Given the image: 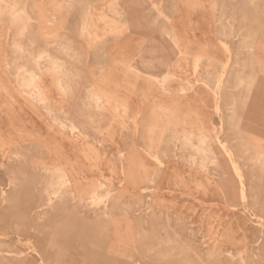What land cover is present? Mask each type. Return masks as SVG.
Listing matches in <instances>:
<instances>
[{
	"label": "rangeland",
	"instance_id": "rangeland-1",
	"mask_svg": "<svg viewBox=\"0 0 264 264\" xmlns=\"http://www.w3.org/2000/svg\"><path fill=\"white\" fill-rule=\"evenodd\" d=\"M12 9H15V14L19 10V15L28 12L31 21L27 18H18V14L12 17ZM87 10L90 11V14ZM159 10L161 11L160 15ZM0 15V22H2L0 24V39H6L8 47L12 49V58H10L9 63L7 61L5 64L6 76H10L9 80L0 84V198L2 197L0 199V216L7 217V219L5 217L0 218L3 221H0V255L4 253L8 259L13 258L10 260L4 258L5 261L1 259L0 264H46L47 261V264H52V262H54L53 264H87L89 261H91L89 264H99L100 262L101 264H107L109 262L108 258L111 256H118L123 262L126 261L124 262L126 264H264V161L262 162V159L264 160V0H0ZM41 19H44L43 26L38 25ZM74 20L76 24H73ZM85 20H87L86 23H84ZM114 22L121 29L118 33H112L109 30ZM81 23L84 26L81 27ZM85 27L89 28L92 33H95L94 31L96 33L90 34L91 36L87 35L84 32ZM171 27H173V30ZM170 32L176 34L173 35ZM178 35L182 38V45L179 48L171 39V37ZM59 40H65L61 43L68 42L71 46L74 42L78 44L81 41V49L84 50L87 61L91 58L90 63L85 62L84 65H88L91 72L94 69L92 76L95 77L96 75V81L98 82L101 79L99 70L107 67L108 76L114 75L115 77H111L112 83L114 85L116 82L120 83L123 75V65L120 62L125 59H132L134 66L139 69L138 71L141 74V77L134 81V88L121 89L119 86L113 87L111 83L109 84V81V85H106L109 86L108 88L113 87L120 94L125 95L127 99L131 97L130 99L134 104L143 100L138 92L144 88L147 89L149 85L153 94L144 98L148 106L153 100L162 104L175 100V105L181 107V109H192L194 114L191 118L196 121V125L203 127L201 131L198 130L200 133L195 130L196 133L193 137L195 146H184L180 140L175 138L172 131L162 134L158 145V154L164 160H162L163 164L161 163V165L157 162V159H152L150 155L145 154V161L149 169L159 173L158 181L156 185H153L154 188L151 186L152 183L145 184L144 191H139L141 192V198H137L138 200L134 197L131 198V196L117 199L111 194L113 198L110 197L111 199L109 198L106 201L108 203L107 216L100 209L98 212L103 214L98 215L96 208L90 203L85 202L86 206L84 202L80 204L70 194H67L63 199L60 196L50 195L49 187L55 180L52 177L51 170L55 167V164H41V166L40 164H32L30 162L33 160V158L31 159L32 156L30 157L31 154L38 157V159L42 156L39 151L32 150L30 141H24V143L17 145L13 144L15 148L12 145L14 142H12V137L14 138V133L12 134V113H15V110L27 111V113L34 112L37 113L35 115L37 117L40 111L44 112L45 110H43V104H36L28 94L22 91L26 86L22 78L27 76L28 72H33L30 68L35 64V58L32 54L35 51L34 48L42 45L45 50L42 56L51 54L65 61L74 59L72 54L69 55L72 50L63 49ZM69 44L66 43L67 46ZM80 44L76 47H79ZM197 57H200L203 61L199 62V59L195 61L194 59ZM112 69L115 73L109 71ZM45 70L46 68L39 67L37 72L40 71L48 77V81H45V86L49 87H46L49 90L48 95L53 96L52 98L64 97L61 92L58 93L55 81H53V72L51 70L45 72ZM147 74L155 75L157 78H150L146 81ZM167 74H170L169 79L162 82L163 76ZM194 75L195 77H192ZM89 79L87 78L89 82L86 81V84L93 85L94 82H91L93 80L90 81ZM219 80L220 84H218ZM217 87L221 90L219 91ZM213 90H216V93ZM84 91L85 88L83 87L76 90L75 96ZM16 95L25 98L24 101L27 100L28 104H12ZM147 105L146 107H148ZM64 106L66 107V105ZM53 107L54 110L60 111L63 105L54 104ZM146 107L145 112H143L147 118L149 107ZM68 113L72 115V111L69 110L58 113V115L62 118L67 116ZM49 117V131L57 132L61 129L60 126L54 122L53 118L51 119L50 114ZM126 117L125 125L132 122V113H129V117L127 115ZM79 119L82 120V118ZM90 128L87 129L90 133L87 141L97 146L103 156L102 161L98 166H95L82 157L80 160L86 164L74 165L76 168H79V165H83L84 169L86 168V170H83L84 181L91 180L92 184H95V181L100 180L96 182L99 184L97 188L98 196L102 193L101 197L104 198L106 196L104 194L109 189L108 186L113 190V193L116 192L115 189L121 185L122 177H130L128 180L126 179L128 182L137 181V178L140 179L136 175L139 169L138 164L125 166L127 177L121 175L120 164L102 163L106 159H111L112 154L117 151L122 134L123 136L126 134L124 137L129 140V143L136 141L137 147L143 148L144 142L142 140H144V136L140 139L141 129L135 131L133 126H119L116 127L114 138L110 139L105 128L98 129L95 125ZM25 132L28 131L25 130ZM134 132L138 136H132ZM166 134L167 137H165ZM199 134H203L202 138L206 137L207 140L198 139L201 136ZM221 143L227 144L233 150L235 160L240 164L245 174V183L249 191L246 202L247 208L240 203L238 177L233 173L230 160L226 161L223 152H220ZM217 144H220L221 147ZM199 146L200 151L195 148ZM15 149H20V153L27 158H16L13 155ZM73 152H70L71 157ZM259 155L261 159L258 158ZM46 158L47 155L44 159ZM255 163H260L259 165L263 163V167ZM73 172L76 174V170ZM129 172H133L134 176H131ZM140 172L143 174L142 170ZM12 173L18 176L13 177ZM176 173L181 175V181H175V184L173 175ZM26 174L27 178L25 179L24 175ZM22 179L23 181H21ZM101 181L105 185H102ZM44 182L47 183L45 187ZM33 184H36V186ZM233 187H235V190H233ZM46 189L49 190L48 193L45 191ZM156 189H159V195L162 197L158 202L156 200L154 202L152 199V193ZM1 192H5V194H1ZM9 193L11 194L8 197ZM26 196H30V198ZM31 196H34V198ZM73 201L74 205H72ZM127 201L130 205L126 203ZM155 203H158L156 205L158 208L155 207ZM253 203L254 206L252 207ZM40 204H43L42 209ZM164 205L167 208L169 207V214L165 215L167 210L162 211ZM31 206L39 210L36 211ZM59 206L64 208L61 209ZM76 206H78L77 209H75ZM160 206L161 208H159ZM151 207L152 209H150ZM248 208L250 209L248 210ZM8 210L9 212L13 210L10 213L11 216L8 215ZM70 211L73 213H70ZM69 213L71 216H69ZM209 214L212 217H207ZM111 215L113 217L115 215L117 218L114 219ZM158 216L161 217L158 218ZM74 217H76V222ZM45 218H47V221ZM122 218L126 220H122ZM66 219L67 222H65ZM108 219L111 221H108ZM31 220L33 221L31 222ZM48 221L50 223H47ZM59 221H61L60 225L58 224ZM114 221L118 226L115 225L117 228L113 225ZM211 225L213 231L218 229L217 232H214L218 234V239L222 240L223 237L225 239V241H222L223 246L221 248L223 249H220L217 254H210L211 251L208 249L209 245L213 243V240L208 238ZM16 226L17 228L20 226L18 229L22 233H18ZM38 228L41 230L39 231ZM25 229L27 230L25 231ZM59 229L62 233L59 232ZM124 230L130 235L124 234ZM137 230L139 231L137 232ZM50 232L53 234L56 232L58 235L56 233L54 235L49 234ZM115 233H118L121 237L116 236L118 234ZM137 235L140 238L139 241ZM63 236L64 240L66 239L65 241L61 238ZM56 240L57 242H55ZM35 242L37 244H34ZM77 243L78 247H76ZM112 243L113 245L121 244L128 252L133 253V256L111 254L110 250L112 249L110 246H112ZM49 244L57 245H52L55 248L52 250L53 247ZM59 244L61 246H58ZM69 246L76 248L72 250ZM41 247L45 248L42 249ZM57 247L65 248V251L62 249L60 251L68 256L60 254L59 248L56 249ZM76 249H78V252ZM230 250L235 251V253L242 251H245V253L244 256L236 254L237 256L231 257ZM49 255L51 256L48 258ZM80 255L82 259L87 257L88 261L81 260ZM43 257L44 259H42ZM67 257H69V260ZM56 259L57 261H55ZM77 259L80 260L77 262ZM72 260L74 261L72 262Z\"/></svg>",
	"mask_w": 264,
	"mask_h": 264
},
{
	"label": "bare ground",
	"instance_id": "bare-ground-1",
	"mask_svg": "<svg viewBox=\"0 0 264 264\" xmlns=\"http://www.w3.org/2000/svg\"><path fill=\"white\" fill-rule=\"evenodd\" d=\"M67 1V0H66ZM71 1V0H70ZM4 2V1H3ZM17 2V1H16ZM60 2H62V1H60ZM63 3V2H62ZM65 4H66V2H65ZM68 4V3H67ZM153 4V3H152ZM13 5V4H12ZM154 5H156V4H154ZM89 7H91L90 5H89ZM154 7V6H153ZM157 7V6H156ZM173 7V6H172ZM7 9V8H6ZM156 9V8H155ZM18 11V13H19V10H17ZM22 11H23V9H22ZM21 11V12H22ZM90 11H91V9H90ZM90 11L89 10H87V12H88V14H90ZM160 11V10H159ZM24 12V11H23ZM86 12V13H87ZM12 17H15L17 14H15L16 13V11H15V9L13 10L12 9ZM55 13V12H54ZM163 13V12H162ZM161 14V11H160V13H159V15ZM176 14V13H175ZM25 15H27V16H25ZM1 16V15H0ZM76 16H77V14H76ZM87 16H89V15H87ZM201 16V15H200ZM31 16L28 14V12H24V13H22V14H18V18H27L29 21H31V18H30ZM106 17V16H105ZM104 17V18H105ZM78 18V17H77ZM169 18V17H168ZM16 19V18H15ZM89 19V18H88ZM149 19V18H148ZM170 19V18H169ZM167 20V19H166ZM34 21V20H33ZM55 21H56V17H55ZM86 21L87 20H85L84 21V23H86ZM169 21V20H168ZM171 21V20H170ZM25 22H28V21H25ZM24 22V23H25ZM82 22V21H81ZM2 22H0V24H1ZM4 23V22H3ZM23 23V24H24ZM13 24V23H12ZM26 24H28V23H26ZM50 24V23H49ZM173 24V23H172ZM5 25V24H4ZM82 25L84 26V24L83 23H81V27H82ZM87 25V24H86ZM85 25V26H86ZM174 25V24H173ZM12 28V27H11ZM25 28V27H24ZM23 28V29H24ZM79 28V27H78ZM173 27H171V29H172ZM10 29V28H9ZM81 29V28H80ZM112 33H118L119 31H121V29L116 25V23L114 22L113 23V25H112V28H110L109 29ZM173 30V29H172ZM172 30H170V31H172ZM176 30V29H175ZM23 31V30H22ZM21 31V32H22ZM66 31V30H65ZM83 31V30H82ZM169 31V30H168ZM26 32V31H25ZM81 32V31H80ZM84 32H86L87 33V35L89 34V36H91L90 34H95L96 33V31H94L95 33H92L90 30H89V28L87 29V27H85V29H84ZM176 32H177V30H176ZM170 33H173V35L174 34H176V33H174V32H170ZM68 34V33H67ZM74 34V33H73ZM80 34V33H79ZM4 35V34H3ZM102 35H104V34H102ZM114 35H116V34H114ZM9 36V35H8ZM96 36V35H95ZM98 36V35H97ZM170 37V36H169ZM69 38V37H68ZM79 38V37H78ZM105 39V38H104ZM171 39H172V41H173V43L176 45V47L177 48H179L182 44H181V39L182 38H180V35H178V36H174V37H171ZM75 40V39H74ZM60 42L59 43H61V41L62 42H64L65 40H59ZM66 41H67V39H66ZM69 42H71V41H69ZM67 44H69L68 42H66ZM66 43H61L60 44V46H62V48L64 49H67L68 48V50L70 49V51L72 50V53L73 52H75V46L77 45L78 46V44H76L74 47L75 48H73V46H71L70 44L67 46L66 45ZM205 43V42H204ZM55 44V43H54ZM72 44V43H71ZM73 44H75V43H73ZM56 45V44H55ZM222 45H223V43H222ZM71 46V47H70ZM227 47V46H226ZM137 48V47H136ZM229 48V47H228ZM78 49V48H77ZM89 50V49H88ZM100 50V49H99ZM226 50H227V48H226ZM69 51V52H70ZM77 51V50H76ZM227 51H229V49L227 50ZM67 52V51H66ZM89 52H91L90 50H89ZM142 52V51H141ZM180 52V51H179ZM23 53V52H22ZM71 52L69 53V55L70 54H72ZM93 53V52H92ZM77 54V53H76ZM100 54H102V53H100ZM40 55V54H39ZM38 55V56H39ZM74 55V54H73ZM91 55V54H90ZM138 55V54H137ZM181 55V54H180ZM186 55V54H185ZM261 55V54H260ZM47 57H45L46 59H47V66H46V68H47V70L49 71V70H51L52 72H53V74H54V80H55V86H56V88H57V90H58V93H62L63 94V96L66 98V100H70V98H73V96L75 95V91L76 90H78L77 89V82H79V80L78 81H76L77 80V75L73 72V69H72V67H71V65H69V64H67V63H65L64 61H62V60H60V59H58V58H55V57H52V56H50V54H47L46 55ZM71 56V55H70ZM76 56V55H75ZM101 56V55H100ZM139 56V55H138ZM91 57V56H90ZM89 57V58H90ZM40 58H44V56H42V55H40ZM97 58V57H96ZM37 59H39V58H37ZM35 60V61H38V60ZM94 59H95V57H94ZM102 59V58H101ZM100 59V60H101ZM198 59H199V62L201 61H203V60H201L200 59V57H197L196 59H194L195 61H198ZM7 60V59H6ZM45 60V59H44ZM89 61V63H90V60H91V58L90 59H88ZM126 60V61H125ZM125 60H123V61H121L120 63L123 65L122 67H123V75H122V80H121V82L119 83V82H116V84L114 85L112 82H113V80L111 79V77L112 78H115L114 77V75H112V76H108V74H107V72L105 73V72H103L102 74H101V79H100V82H97L96 83V85H98V86H96V85H94V86H91V87H86L85 88V91L82 93L81 92V94L79 95V98H78V102H81V104H79L78 106H75V108L71 105V106H63V107H61L60 108V111H56V110H54V107H53V105H51L50 104V100H49V96H48V90L45 88V87H43L40 83H39V75L37 74V73H35V72H28L27 73V76H24V78H22V80H23V83L26 85V86H24V90H22L24 93H26V94H28V96L29 97H31L33 100H35V101H39V102H41V103H43L44 105L42 106L44 109H45V111H46V113L48 114H50L52 117H51V119L53 118V120H54V122H56V123H58V125L60 126V128L61 129H59L57 132H53V133H51V134H49L48 136H36V135H34L33 133H25L23 130L21 131V128H17L18 130H19V134H18V139H17V141L16 142H13L12 143V145L13 144H15V145H17L18 143L20 144V143H22V142H24V141H30V143H31V145H32V150L33 151H36V152H38L39 151V153L41 154V156L42 157H40V159H38V157H36V156H33V154H31L30 155V157H31V159L33 158V160H31L30 162L32 163V164H40V166H41V164H55V167H53L52 168V172H51V174H52V177H53V179L55 178V180H54V182H52L51 183V186L48 184V186H50L49 188H50V191H51V194L50 195H52L53 194V196H55L56 195V197L57 196H60L62 199L63 198H65L66 197V195L67 194H70L71 196H73V199H76V200H78V202L80 203V204H83V202H84V205L86 206V204H85V202H87V203H90L93 207H95L96 208V210H97V212H98V210L100 209L101 211L103 210V213H105V215L107 216V213H106V210H107V205H108V203L106 202V201H108L109 200V198L110 197H112L113 198V196L114 197H117V199H119V198H125V196H131V198L132 197H134V198H141V192H139L140 190H143L144 191V189H145V184L147 185L148 183L150 184V183H152V187L154 188V186L153 185H156V183H157V181H158V178H159V173L157 172V171H155V170H153L152 169V171L149 169V167L147 166V163H146V156H145V154L146 155H150V157H152V159L153 158H155V159H157V162L158 163H162V160L163 159H161L160 158V156H159V154H158V145H159V142H160V139H161V136H162V134H164V133H166L167 131H172V133H173V135L175 136V138L176 139H178V140H180L181 141V143L184 145V146H187V145H194V143L195 142H193V137L195 136V133H196V131L195 130H197V132H198V130H202L203 129V127H200V126H198V125H196V121H194L191 117H193V110L192 109H189V110H183V108L181 109V107H179V106H176L175 105V100H171V101H169V102H165L164 104H162V103H160V102H157L156 100H153V101H151L150 103V105L148 106L147 104V102L145 101V99L144 98H146V97H148V96H152V88L151 87H149V85L147 86V89L146 88H144L143 90H141V91H139L138 92V94L140 93L141 94V97L143 98V100L142 101H139V102H137V103H134L133 104V102H132V100L130 99L131 97H129L128 99L125 97V95H123V94H120L116 89H114L113 87H120L121 89H123V88H130V87H133L134 88V86H135V83H134V81L136 80V79H138L139 77H141V74L139 73V69H137L134 65V63L132 62V59L130 60V59H125ZM94 61V60H93ZM134 61V60H133ZM96 62V61H95ZM5 63V62H4ZM36 63V62H35ZM194 63V62H193ZM210 63V62H209ZM226 65V64H225ZM37 66H39V63H37ZM102 66H104V65H102ZM227 66H229V65H227ZM125 67V68H124ZM167 67H169V66H167ZM196 67V66H195ZM199 67V66H198ZM107 68V67H106ZM200 68V67H199ZM225 68V67H224ZM26 69V68H25ZM45 69V68H44ZM94 70V69H93ZM93 70H92V72H93ZM96 70V69H95ZM148 70V69H147ZM40 71H41V69H40ZM39 71V72H40ZM43 71V70H42ZM50 71V72H51ZM103 71V70H102ZM101 71V72H102ZM131 72H132V74H131ZM112 73H115V71L112 69ZM41 74V73H40ZM96 74H97V72H96ZM144 74V73H143ZM197 74V73H196ZM19 76V75H18ZM13 77V76H12ZM95 77H96V75H95ZM169 77H170V74H167V75H164L163 76V78H162V82H164V81H166L167 79H169ZM171 77H173V76H171ZM192 77H195V75L194 76H192ZM223 77V76H222ZM150 78H157L155 75H152V74H147V77H145V80L147 81V80H149ZM160 78V79H161ZM159 79V78H158ZM222 79V78H221ZM108 81H109V84L111 83L112 85H113V87H111V88H108V87H106V86H104V87H101L100 85L102 84V85H109L108 84ZM222 81V80H221ZM159 82H161V80H159ZM203 82V81H202ZM166 83V82H165ZM165 83H163L164 85H165ZM218 84H220V80H219V82H218ZM79 85V84H78ZM19 86V85H18ZM123 86V87H122ZM163 86V85H162ZM207 86V85H206ZM218 86V85H217ZM222 87V86H221ZM23 88V87H22ZM184 88V87H183ZM20 89H21V87H20ZM217 89H219L218 87H217ZM216 89V90H217ZM130 90V89H129ZM181 90H183V89H181ZM216 90H213V91H215V93H216ZM221 89H219V91H220ZM83 91V90H82ZM131 92V91H130ZM132 92H134V91H132ZM135 93H136V90H135ZM179 93H181V91H179ZM187 93V92H186ZM214 93V94H215ZM218 94V93H217ZM216 94V95H217ZM220 97V96H219ZM218 100V99H217ZM41 103H39V104H41ZM218 104V103H217ZM146 105L149 107V110H148V116H147V118H146V114L144 115V112H145V107H146ZM219 105V104H218ZM148 107H146V108H148ZM74 108V109H73ZM70 109H73L74 111H75V115L74 116H72V115H70L69 113L67 114V116H64V117H62V118H60L61 116H59L58 115V113H64V112H67L68 110L69 111H71ZM218 109V108H217ZM233 110V109H232ZM144 111V112H143ZM217 111V110H216ZM196 112V111H195ZM129 113H132V122H128L126 125H125V123H126V115L129 117ZM76 118H78V120H76ZM79 118H82V120H80ZM1 119V118H0ZM190 119H192V120H190ZM221 121H222V119H221ZM1 123V122H0ZM15 124V125H14ZM17 123L15 122H12V128H15L16 129V125ZM94 125H95V127L96 128H98V129H103V128H105L106 129V131H108L107 133H108V135L110 136V139H113L114 138V136L116 135V127L118 128L119 126H124V127H126V126H133L134 127V130L136 131V130H138V129H141V132H140V139H142L141 137H143L144 136V140H142V142H144L143 143V148H138L137 147V144H136V141H134V142H132V143H129V140L126 138V137H124L123 136V134L121 135V138H120V140H119V142H118V146H117V151H115L113 154H112V158L110 159H106V161L104 162V163H102V164H120V173H121V175H125L126 174V169H125V166L126 165H129V164H138V173L136 174V175H138L139 176V178L140 179H138L137 178V181H132V179H131V181L132 182H128L127 180L130 178H126V177H122V180H121V185L119 186V188H117V189H115L116 190V192H112L113 190L110 188V186H108L109 187V189L106 191V194H104V195H106L104 198H102L101 197V195H102V193H100V195L98 196V193H97V188H98V186H99V184H97L96 182H98V181H100V180H98V181H95V184H92V181L91 180H87V182L86 181H84L85 180V178H84V172H83V170H86V168L84 169V167H83V165H79V168H76L75 167V165L74 164H86V163H84V162H82L81 160H80V158H84V159H86V160H88L89 161V163L90 164H93V165H95V166H98L99 164H100V162L102 161V158H103V156H102V154H101V152L99 151V149H97V146L94 144V143H90V142H88L87 140L89 139V137H90V133H89V131H87V129H88V127L90 128V127H94ZM104 125V126H103ZM5 126V125H4ZM15 126V127H14ZM194 126H197V127H194ZM91 129V128H90ZM222 129V128H221ZM53 130V129H52ZM250 130V129H249ZM54 131V130H53ZM129 131V130H128ZM97 133V132H96ZM129 133H131L130 131H129ZM128 133V135H130ZM198 133H200V132H198ZM94 135V134H93ZM127 135V136H128ZM142 135V136H141ZM199 135H201V136H199V138L198 139H200L201 140V138L203 137V134H199ZM100 136V135H99ZM132 136H138V134L136 133V132H134V134H132ZM206 136H207V134H206ZM87 137H88V139H87ZM165 137H167V134L165 135ZM95 138V137H94ZM99 138V137H98ZM206 138V137H205ZM205 138H202V140L204 139V141L205 140H207V138L205 139ZM91 139V138H90ZM166 139V138H165ZM218 139V138H217ZM95 140V139H94ZM178 140H176V141H178ZM96 141V140H95ZM195 141H197V140H195ZM203 141V142H204ZM98 142H99V140H98ZM97 142V143H98ZM169 142V141H168ZM198 142V141H197ZM196 142V143H197ZM100 144H101V142H99ZM217 143H218V141H217ZM219 143H220V141H219ZM203 144V143H202ZM222 144V147H221V145H220V147H221V149H220V152H223V155H224V157L227 159L226 161H228V160H230V163H231V167H232V170H233V173H235L237 176L236 177H238V184H239V194H240V203L242 204V206H244L245 208H247V204H246V202H247V200H248V189H247V186H246V183H245V174L243 173V171H242V168H241V166H240V164H238L237 163V161L235 160V157H234V152H233V150H231V148L227 145V144H225V143H221ZM218 145V144H217ZM218 145V146H219ZM250 145V144H249ZM14 146V145H13ZM70 147V148H68V147ZM195 146V145H194ZM81 147V148H80ZM103 147V146H102ZM148 147V148H147ZM166 147V146H165ZM179 147V146H178ZM14 148H15V146H14ZM103 148H105V147H103ZM176 148H177V146H176ZM196 149H198L199 151H200V146L199 147H195ZM256 149V148H255ZM20 149H15L14 150V156L16 157V158H21V159H23V158H25L26 156L25 155H22L21 153H20V151H19ZM263 150V149H262ZM28 151V150H27ZM71 151H74L76 154H73L72 153V157L70 156V152ZM108 151V150H107ZM264 151V150H263ZM26 152V151H25ZM254 152V151H253ZM161 154H162V152H161ZM255 154V153H254ZM257 154V153H256ZM261 154V153H260ZM45 155H47V158L46 159H44L45 158ZM198 156V155H197ZM213 156V155H212ZM216 156H217V154H216ZM216 156H214V157H216ZM30 157H28V158H30ZM175 157V156H174ZM196 157V156H195ZM262 157V156H261ZM13 158V157H12ZM27 158V157H26ZM172 158V157H171ZM198 158H201V157H198ZM253 158V157H252ZM251 158V159H252ZM254 158H255V156H254ZM258 158H260V155L258 156ZM224 159V158H223ZM256 159H257V157H256ZM261 159V158H260ZM215 160V159H214ZM11 161H13V160H11ZM164 161V160H163ZM199 161V160H198ZM209 161V160H208ZM226 161H225V163H226ZM253 161H255V160H253ZM264 160L262 159V162H263ZM257 162H258V159H257ZM228 163V162H227ZM26 164V163H25ZM59 164H61V165H59ZM163 164V163H162ZM161 164V165H162ZM255 164H257L258 166H262L263 165V163L261 164V165H259L260 163H255ZM160 165V166H161ZM205 165V164H204ZM217 165V164H216ZM256 165V166H257ZM78 166V165H77ZM119 166V165H118ZM202 166V165H201ZM254 166V165H253ZM255 166V167H256ZM114 167V166H113ZM163 167V166H162ZM254 167V168H255ZM263 167V166H262ZM21 168V167H20ZM76 168V169H75ZM253 168V169H254ZM264 168V167H263ZM109 169V168H108ZM113 169H115V168H113ZM203 169V168H202ZM258 169H259V167H258ZM22 170V169H21ZM49 170V169H48ZM74 170H76V174L73 172ZM140 170H142L143 171V174H142V172H140ZM159 170V169H158ZM204 170V169H203ZM263 170V169H262ZM119 171V170H118ZM261 171V170H260ZM25 173H26V171H24ZM29 173H30V170H29ZM85 173H86V171H85ZM13 174V173H12ZM15 174V173H14ZM13 174V177L15 176ZM20 174V173H19ZM34 174V173H33ZM129 174L131 175V176H134V174H133V172L131 173V172H129ZM226 174H228V173H226ZM230 174V173H229ZM217 175V174H216ZM16 176H18V175H16ZM15 176V177H16ZM125 176H127V175H125ZM230 176V175H229ZM235 176V175H234ZM24 177H25V179L27 178V174L26 175H24ZM23 177V178H24ZM38 177H39V175L37 176V178H36V180H37V182H38ZM84 179H83V178ZM128 177V176H127ZM221 177V176H220ZM173 182L175 183V181H181V175H179V174H175V175H173ZM230 178V177H229ZM19 179V178H18ZM96 179V178H95ZM95 179H92V180H95ZM127 179V180H126ZM134 179V178H133ZM20 180V179H19ZM29 180V179H28ZM27 180V181H28ZM33 180V179H32ZM42 180V179H41ZM230 180V179H229ZM21 181H23V179L21 180ZM40 181V180H39ZM45 181V180H44ZM53 181V180H52ZM41 183V182H40ZM101 183H102V185H105L104 184V182H102L101 181ZM101 183H100V186H101V188H102V185H101ZM106 183V182H105ZM182 183H184V182H182ZM9 184H11L10 182H9ZM45 184H47V183H45L44 182V187H45ZM108 184V183H107ZM176 184V183H175ZM185 184V183H184ZM232 184V183H231ZM33 185H35L36 186V184H33ZM109 185H111V184H109ZM10 186V185H9ZM39 186H40V184H39ZM47 186V185H46ZM112 186V185H111ZM41 187V186H40ZM39 187V188H40ZM43 187V188H44ZM107 187V186H106ZM105 187V188H106ZM151 187V188H152ZM157 187V186H156ZM9 188V187H8ZM100 188V187H99ZM104 188V187H103ZM114 188V187H113ZM235 187H233V190H235L234 189ZM250 188V187H249ZM34 189V188H33ZM45 189V188H44ZM107 189V188H106ZM251 189V188H250ZM37 190V189H36ZM105 190V189H104ZM151 190V189H150ZM223 190H225L224 188H223ZM232 190V191H233ZM26 191V190H25ZM24 191V192H25ZM46 192L47 191H49V190H45ZM98 191H100L99 189H98ZM103 191V190H102ZM23 192V191H22ZM27 192V191H26ZM29 193H30V191H28ZM33 192V191H32ZM41 192V191H40ZM40 192H38V193H40ZM45 192V193H46ZM145 192H147V191H145ZM149 192V191H148ZM235 192V191H234ZM233 192V193H234ZM11 193H12V191H11ZM11 193H9V195H8V197L10 196V194ZM48 193V192H47ZM105 193V192H104ZM218 193V192H217ZM224 193V192H223ZM1 194H5V192L4 193H2L1 192ZM13 194V193H12ZM22 194H24V193H22ZM31 194V193H30ZM41 194V193H40ZM40 194H39V196H40ZM113 196H112V195ZM147 194V193H146ZM236 194H237V192H236ZM263 194V193H262ZM29 195V194H28ZM103 195V196H104ZM152 199H153V201L154 200H156V202H158V201H160L161 199H162V197L159 195V189H156V190H154L153 191V193H152ZM264 195V194H263ZM1 196V195H0ZM3 196V195H2ZM24 196H25V194H24ZM52 196V197H53ZM233 196V195H232ZM20 197H23V196H20ZM26 197H29L30 198V196H26ZM31 197H33L34 198V196H31ZM48 197V196H47ZM50 197V196H49ZM222 197V196H221ZM14 198V197H13ZM38 198V197H37ZM43 198H44V195H43ZM59 198V197H58ZM60 198V199H61ZM0 199H2V197L0 198ZM25 199V198H24ZM50 199V198H49ZM54 199H55V197H54ZM111 199V198H110ZM128 199V198H127ZM127 199H124V200H127ZM158 199V200H157ZM233 199H234V196H233ZM256 199V198H255ZM4 201H5V199H3ZM30 200V199H29ZM45 200H46V198H45ZM52 200H53V198H52ZM138 200V199H137ZM140 200V199H139ZM151 200V199H150ZM8 201H10L9 199H8ZM27 201H28V199H27ZM43 201V200H42ZM47 201V200H46ZM55 201H56V199H55ZM68 201V200H67ZM72 201V200H71ZM71 201H69V202H71ZM116 201V200H115ZM121 201V200H120ZM163 201V200H162ZM64 202V201H63ZM125 202V201H124ZM155 202V201H154ZM153 202V203H154ZM262 202V201H261ZM18 203V202H17ZM29 203H31V202H29ZM41 203V202H40ZM44 203V202H43ZM50 203H51V200H50ZM56 203V202H55ZM75 203H76V201H75ZM120 203V202H119ZM126 203H128V201L126 202ZM141 203V202H140ZM163 203H164V201H163ZM255 203H257V202H255ZM4 204V203H3ZM5 204H7V202H5ZM77 204V203H76ZM121 204V203H120ZM238 204V203H237ZM41 205V209L43 208L42 206H43V204H40ZM64 205V204H63ZM72 205H74V201H73V204ZM89 205V204H88ZM122 205V204H121ZM128 205H130L129 203H128ZM154 205V204H153ZM152 205V206H153ZM156 205H158V203L156 204L155 203V207H156ZM159 205H161L160 203H159ZM163 205V204H162ZM166 205V204H165ZM164 205V206H165ZM6 206V205H5ZM5 206H3V207H5ZM36 206V205H35ZM46 206H48V204H46ZM62 206V205H61ZM61 206H59L60 208H61ZM117 206H118V204H117ZM135 206V205H134ZM149 206V205H148ZM164 206H162V207H164ZM254 206V203L252 204V207ZM9 207H10V204H9ZM32 207V206H31ZM39 208H40V206H38ZM77 207L78 206H76V208L75 209H77ZM80 207H82V206H80ZM145 207V206H144ZM250 207V206H249ZM32 208H35V207H32ZM48 208H49V206H48ZM55 208V207H54ZM57 208V207H56ZM62 208H64V207H62ZM61 208V209H62ZM66 208H67V205H66ZM89 208V207H88ZM136 208V207H135ZM139 208V207H138ZM156 208H158V207H156ZM159 208H161V206L159 207ZM165 208V209H164ZM163 208V212L165 211V210H167L166 212L167 213H165V215L166 214H169L168 213V208L165 206ZM167 208V209H166ZM235 208V207H234ZM237 208V207H236ZM241 208V207H240ZM50 210H52L51 208H49ZM48 209V210H49ZM59 209V208H58ZM68 209V208H67ZM74 209V210H75ZM146 209H147V207H146ZM150 209H152V207L150 208ZM149 209V210H150ZM250 208H248V210H249ZM19 210V209H18ZM17 210V212H19ZM35 210H36V208H35ZM37 210H39V209H37ZM36 210V211H37ZM46 210V209H45ZM78 210H80V209H78ZM154 210H155V208H154ZM246 210V209H245ZM13 211V210H12ZM12 211L11 212H9V210H8V215H10V213H12ZM31 211V210H30ZM43 211V210H42ZM63 211H65L64 209H63ZM69 211V210H68ZM68 211L67 212H65L66 214L68 213ZM72 211H73V209H72ZM156 211V210H155ZM247 211V210H246ZM253 211V210H252ZM26 212H27V210H26ZM33 212V211H32ZM60 212V211H59ZM74 212V211H73ZM73 212H71L70 211V213H73ZM92 212V211H91ZM90 212V213H91ZM110 212V211H109ZM112 212V211H111ZM15 213H16V210H15ZM29 213V212H28ZM34 213V212H33ZM40 213V212H39ZM64 212H63V215L65 214ZM70 213H69V216H71L70 215ZM102 212H101V214H103ZM151 213V212H150ZM156 213V212H155ZM154 213V214H155ZM162 213V212H161ZM14 214V213H13ZM13 214H12V216H13ZM32 214V213H31ZM75 214V213H74ZM73 214V215H74ZM85 214V213H84ZM100 213L98 212V215H99ZM101 214H100V216H101ZM109 214H111V213H109ZM142 214H143V212H142ZM160 214V213H159ZM7 215V216H8ZM79 216H80V214H78ZM77 215V216H78ZM87 215V214H86ZM94 215V214H93ZM150 215V214H149ZM153 215V214H152ZM157 215V214H156ZM161 215V214H160ZM164 215V214H163ZM11 216V215H10ZM38 216V215H37ZM46 216H47V214H46ZM105 216V217H106ZM112 216V215H111ZM118 216V215H117ZM122 216V215H121ZM153 216H155V215H153ZM162 216V215H161ZM160 216V217H161ZM211 216V214H209V216H207V217H210ZM1 217H3V216H0V218ZM5 217V216H4ZM3 217V218H4ZM29 217V216H28ZM66 217H67V215H66ZM84 217V216H83ZM95 217H96V215H95ZM104 217V216H103ZM113 217V216H112ZM116 216L114 215V219H116L115 218ZM119 218H120V216H118ZM159 216H158V218H160ZM212 217V216H211ZM6 219H7V217H5ZM31 218H33V217H31ZM30 218V219H31ZM58 218V217H57ZM68 218H70V217H68ZM75 218V222H76V217H74ZM148 218V217H147ZM152 218V217H151ZM261 218V217H260ZM264 218V217H263ZM2 219V218H1ZM13 219V218H12ZM16 219V218H15ZM46 219V221H47V218H45ZM44 219V220H45ZM60 219H62V218H60ZM88 219V218H87ZM93 219V218H92ZM124 218H122V220H123ZM162 219V218H161ZM25 220H26V218H25ZM35 220V219H34ZM56 220H58V219H56ZM124 220H126V219H124ZM139 220V219H138ZM209 220V219H208ZM1 221V220H0ZM33 220H31V222H32ZM38 221V220H37ZM43 221V220H42ZM63 221V220H62ZM68 221H69V219H68ZM108 221H111L110 219H108ZM116 221V220H115ZM114 221V223H113V225L115 226L116 225V222ZM120 221V220H119ZM127 221H128V219H127ZM126 221V222H127ZM159 221V220H158ZM176 221V220H175ZM182 221V220H181ZM1 222H3V221H1ZM12 222V221H11ZM24 222V221H23ZM40 222V221H39ZM65 222H67V219L65 220ZM130 222V221H129ZM186 222V221H185ZM208 222V221H207ZM16 223H17V221H16ZM26 223V222H25ZM24 223V224H25ZM33 223H36V222H33ZM41 223V222H40ZM39 223V224H40ZM47 223H50L49 221L47 222ZM128 223V222H127ZM137 223V222H136ZM168 223H170V222H168ZM2 224V223H1ZM28 224V223H27ZM46 224V223H45ZM51 224H53V223H51ZM59 225L61 224V221H59V223H58ZM98 224V223H97ZM135 224V223H134ZM146 224V223H145ZM191 224V223H190ZM18 225V224H17ZM37 225H38V223H37ZM44 225V224H43ZM57 225V224H56ZM106 225V224H105ZM119 225V224H118ZM125 225H126V223H125ZM183 225V224H182ZM213 225V224H212ZM211 225V230H210V228H209V234H208V238L209 239H211V240H213V243L212 244H210L209 245V247H208V249L211 251V252H209L210 254L211 253H219L220 252V249H223V248H221L222 246H223V242L222 241H225V239H224V237H223V239L221 240V239H218V237H217V235L218 234H216V233H214L216 230H218V229H216L215 231H213V226ZM220 225V224H219ZM4 226V225H3ZM7 226V225H6ZM21 226V225H20ZM20 226L18 227V228H20ZM32 226V225H31ZM38 226H40V225H38ZM46 226V225H45ZM48 226V225H47ZM55 226V225H54ZM117 226V225H116ZM115 226V227H116ZM137 226V225H136ZM139 226V225H138ZM165 226H166V224H165ZM176 226V225H175ZM26 227V226H25ZM25 227H23V228H25ZM56 227V226H55ZM118 227V226H117ZM116 227V228H117ZM128 228L130 227V226H127ZM126 227V228H127ZM132 227V226H131ZM1 228V227H0ZM16 228H17V226H16ZM17 228V229H18ZM21 228H22V226H21ZM33 228H34V226H33ZM40 228H41V226H40ZM53 228V227H52ZM59 228V227H58ZM57 228V229H58ZM126 228H125V230H126ZM147 228V227H146ZM154 228H156V227H154ZM218 228V227H217ZM256 228V227H255ZM261 228V227H260ZM10 230H11V228H9ZM31 229V228H30ZM43 229H44V227H43ZM54 229V228H53ZM9 230V231H10ZM27 229H25V231H26ZM36 230V229H35ZM34 230V231H35ZM38 230L40 231L41 229H39L38 228ZM50 230V229H49ZM55 230V229H54ZM117 230V229H116ZM124 230V234H128V233H126V231ZM152 230V229H151ZM200 230V229H199ZM1 231H2V229H1ZM6 231V230H5ZM4 231V232H5ZM12 231V230H11ZM16 231V230H15ZM17 231H19V229L17 230ZM17 231H16V233H17ZM29 231H32V230H29ZM34 231H32V232H34ZM130 231V230H129ZM135 231V230H134ZM133 231V232H134ZM139 230H137V232H138ZM146 231H147V229H146ZM155 231V229L153 230V232ZM183 231V230H182ZM13 232V231H12ZM11 232V234H13ZM24 232V231H23ZM28 232V231H27ZM36 232H37V230H36ZM44 232V231H43ZM59 232H60V229H59ZM121 232V231H120ZM145 232V231H144ZM153 232H151V233H153ZM158 232V231H157ZM217 232V231H216ZM6 233V232H5ZM18 233H22V232H18ZM56 233V232H55ZM54 233V234H55ZM60 233H62V231L60 232ZM118 233H119V231H118ZM118 233H115V234H118ZM10 234V235H11ZM41 234H43V233H41ZM40 234V235H41ZM49 234H53V233H49ZM53 234V235H54ZM16 235V234H15ZM18 235V234H17ZM21 235V234H20ZM26 235V234H25ZM56 235H58L57 233H56ZM63 235H64V233H63ZM130 235V233L127 235V236H129ZM143 235V234H142ZM147 235V234H146ZM154 235V234H153ZM8 236V235H7ZM33 236V235H32ZM49 236V235H48ZM78 236V235H77ZM76 236V237H77ZM116 236H119V234L118 235H116ZM264 236V235H263ZM18 237V236H17ZM21 237V236H20ZM22 237H24V236H22ZM26 237V236H25ZM43 237V236H42ZM50 237V236H49ZM59 237H60V235H59ZM119 237H121V236H119ZM178 237V236H177ZM222 237V236H221ZM30 238V237H29ZM50 238H52V237H50ZM49 238V239H50ZM57 238V237H56ZM61 238H63V240H64V236L63 237H61ZM116 238H118V237H116ZM122 238L124 239V237L122 236ZM137 238H138V235H137ZM227 238V237H226ZM34 239V238H33ZM69 239V238H68ZM67 239V240H68ZM139 239L140 238H138V241H139ZM39 240V239H38ZM55 240V239H54ZM58 240V239H57ZM57 240L55 241V242H57ZM66 240V239H65ZM64 240V241H65ZM78 240V239H77ZM115 240V239H114ZM113 240V241H114ZM35 241V240H34ZM50 241V240H49ZM74 241H76V240H74ZM73 241V242H74ZM117 241V240H116ZM119 241V240H118ZM117 241V242H118ZM122 241V240H121ZM131 241V240H130ZM137 241V242H138ZM261 241V240H260ZM51 242V241H50ZM60 242V241H59ZM78 242H79V240H78ZM135 242V241H134ZM221 242H222V244H221ZM258 242V241H257ZM53 243V242H52ZM82 243H84V242H82ZM205 243H206V241H205ZM258 243H260V242H258ZM2 244V243H1ZM12 244V243H11ZM34 244H37L36 242L34 243ZM54 244V243H53ZM53 244H49L51 247H53V246H56V245H53ZM65 244V243H64ZM64 244H63V247H64ZM75 244V243H74ZM133 244H135V243H133ZM6 245V244H5ZM39 245V244H38ZM53 245V246H52ZM124 245V244H123ZM129 245V244H128ZM127 245V246H128ZM15 246V245H14ZM39 246H41V245H39ZM58 246H61L60 244L58 245ZM89 246V245H88ZM112 246H115L112 250H110L113 254H118V255H128L129 257L130 256H133V253H131V252H128L126 249H125V247H123L121 244H119V245H113V243H112ZM136 246V245H135ZM45 247H47V246H45ZM45 247H43V248H45ZM70 247V246H69ZM76 247H78V243H77V246ZM75 247V248H76ZM93 247H95V246H93ZM107 247V246H106ZM129 247H130V245H129ZM8 248V247H7ZM38 248H40V247H38ZM42 248V247H41ZM42 248V249H43ZM48 248V247H47ZM59 247H57L56 249H58ZM70 248H72V250H73V248L74 247H70ZM74 248V249H75ZM88 248V247H87ZM90 248V247H89ZM99 248H100V246H99ZM258 248V247H257ZM15 249H17V247H15ZM55 248L53 247V249L52 250H54ZM60 249H62V250H64L65 251V248L63 249V248H59V253L60 254H64V252L63 251H60ZM68 249V248H67ZM79 249H81L80 247H79ZM91 249V248H90ZM102 249V248H101ZM105 249V248H104ZM10 250H12V249H10ZM18 250V249H17ZM77 250V252H78V249H76ZM100 250V249H99ZM106 250V249H105ZM208 250V251H209ZM41 251V250H40ZM39 251V252H40ZM81 251V250H80ZM92 251V250H91ZM94 251H95V249H94ZM153 251H154V249H153ZM2 252V251H1ZM38 252V251H37ZM224 252H226V251H224ZM230 252V256L231 257H234V256H237V255H243L244 253H245V251H242V252H239V253H235V251H233V250H230L229 251ZM13 253V252H12ZM41 253V252H40ZM68 253V252H67ZM73 253V252H72ZM76 253V252H75ZM83 253V252H82ZM88 253V252H87ZM152 253V252H151ZM7 254V253H6ZM14 254H16L15 252H14ZM18 254V253H17ZM30 254V253H29ZM44 254V253H43ZM51 254V253H50ZM59 254V255H60ZM70 254V253H69ZM74 254V253H73ZM72 254V255H73ZM85 254V253H84ZM99 254H101V253H99ZM104 254V253H103ZM237 254V255H236ZM19 255V254H18ZM18 255H15V256H18ZM24 255V254H23ZM45 255H46V253H45ZM66 255V253L64 254V256ZM9 256H10V254H9ZM13 256V255H12ZM20 256V255H19ZM33 256V255H32ZM51 255H49L48 256V258L50 257ZM61 256V255H60ZM66 256H68V255H66ZM96 256V255H95ZM98 256V255H97ZM104 257H105V255H103ZM138 256V255H137ZM244 256V255H243ZM41 257V256H40ZM71 257H73V256H71ZM77 257V256H76ZM79 257V256H78ZM80 257H81V255H80ZM140 257V256H139ZM4 258H7L8 259V257H6L5 255H4V253L3 254H1L0 255V261H1V259H3L4 261H5V259ZM22 258V257H21ZM46 258V257H45ZM47 258V259H48ZM68 258V260H69V257H67ZM87 258V257H86ZM84 259V260H87V259ZM102 258V257H101ZM141 258V257H140ZM139 258V259H140ZM245 258H246V256H245ZM10 259H13L12 257L11 258H9L8 260H10ZM23 259V258H22ZM42 259H44V257L42 258ZM74 259V258H73ZM82 259V257H81V260H83ZM239 259V258H238ZM262 259V258H261ZM2 260V261H3ZM28 260V259H27ZM49 260V259H48ZM75 260V259H74ZM74 260H72V262L74 261ZM78 260H80V259H77V262H78ZM91 260V259H90ZM141 260V259H140ZM243 260V259H242ZM18 261V260H17ZM46 261V260H45ZM55 261H57V259L55 260ZM88 261V260H87ZM100 261V260H99ZM109 261V260H108ZM112 261H113V259H112ZM137 261V260H136ZM139 261V260H138ZM137 261V262H138ZM231 261V260H230ZM19 262V261H18ZM23 262H25L24 260H23ZM48 262V261H47ZM47 262H46V264H47ZM50 262V261H49ZM71 262V261H70ZM89 262H91V261H89ZM89 262L87 263V264H89ZM102 262H104V261H102ZM110 262V261H109ZM117 262V261H116ZM118 262H119V260H118ZM118 262H117V264H118ZM124 262H126V261H124ZM131 262H132V260H131ZM134 262V261H133ZM141 262V261H140ZM237 262H239L238 260H237ZM40 263V262H39ZM43 263V262H42ZM54 262H52V264H53ZM59 263V262H58ZM84 263V262H83ZM108 263V262H107ZM135 263V262H134ZM15 264V263H14ZM50 264V263H49ZM56 264V263H55ZM67 264V263H66ZM71 264V263H70ZM85 264V263H84ZM97 264V263H96ZM99 264H101V262L99 263ZM103 264V263H102ZM109 264V263H108ZM112 264V263H111ZM116 264V263H115ZM137 264V263H136Z\"/></svg>",
	"mask_w": 264,
	"mask_h": 264
},
{
	"label": "crops",
	"instance_id": "crops-1",
	"mask_svg": "<svg viewBox=\"0 0 264 264\" xmlns=\"http://www.w3.org/2000/svg\"><path fill=\"white\" fill-rule=\"evenodd\" d=\"M74 17H76V16H74ZM43 20L44 19H41L39 21L40 22L38 24L39 26H41V25L43 26ZM73 24H76V21L75 20H74ZM79 37H80V35H79ZM80 43H81V41L79 42V44ZM89 43H90V39H89ZM73 45L75 46L76 44H73ZM74 46H73V48L76 47V46L75 47ZM34 50L35 51L32 52V54H33V56L35 58L34 59V62H36V63L30 69L33 72L37 73L40 76L39 77V83L43 87L49 88L48 86H45V81H48V77L44 76L43 75L44 73L37 72V70H38L39 67L40 68H46V66H47V63H46L47 62V59L45 58V57H47L46 55H44V59L45 60L43 58H42V60H40L41 59L40 58V55H43V53H45V50L42 48V45L39 46L38 48H34ZM50 56L57 58L56 56L51 55V54H50ZM72 56L74 57V59L72 61H68V60L67 61L62 60V61H64L65 63L71 65V67L73 69V72L77 75V80L76 81L79 80V82H77L79 84V85L77 84V86H78L77 89H80L82 87L83 88H86L87 86L88 87H91V86L96 85V83L98 82V81H96L97 80V77H93L92 76V72H91V68L88 67V65H84V63L85 62L88 63V61H87V58H86V55H85L84 50L81 49V44H80L79 47H76L75 48V52L72 53ZM10 58H12V49H10L8 47V42L6 41V39H3L2 38V39H0V84H2V82H6L7 80H9V77L10 76H6V73H7L6 71L7 70L5 69V67H6L5 64H6L7 61L9 63ZM37 58H40V59L38 60ZM36 59L38 61H35ZM37 63H39V66H37ZM27 69H29V68H27ZM46 71H47V68H46L45 72ZM99 71H100L101 74L103 72H105V73L108 72V70L106 68H104V69L102 68ZM109 71L112 72V70H109ZM87 78H90L89 79L90 81L93 80L91 82H94V84L93 85L86 84ZM91 78H93V79H91ZM82 80H83V84H82ZM53 81H55V80H53ZM87 82H89V81H87ZM96 86H98V85H96ZM100 86L101 87H104L106 85H102L101 84ZM106 87H108V86H106ZM48 92H49V90H48ZM52 97L53 96H49L48 97L49 100H50V104L51 105H54V104H62L63 106L64 105H66V106H71L72 105L75 108V106H78L79 104H81V102H78L79 101L78 100L79 95H77V96L74 95L73 98H70V100H66V98H64V97H62V98H59V97L58 98H52ZM14 99H15V101L12 102V104L13 103L14 104H24V105H27L28 104V102H26L27 100L24 101L25 98H23V97H19V96L16 95V96H14ZM58 99H60V101H58ZM35 102H36V104L41 103V102H37V101H35ZM42 104L43 103H41L39 105H42ZM73 109H70L72 111V116L75 115V111ZM21 110H22V108H21ZM40 110H42V109H40ZM43 110H44V108H43ZM15 111H16L15 113H12V122H14V123L16 122L17 123L16 124L17 126H16V129L15 128H12V134L14 133V138L12 137V142L13 141L16 142L17 139H18L17 137H18V134L20 132H19V130L17 128H21V131L23 130L24 132H25V130H27L28 132H25V133H33L36 136H48L49 134L53 133V132H50L49 131V127H48L49 124H48V122L50 121V117H49V113L47 114L45 110H44V112L43 111H40V113H39V115L37 117L35 116V115H37V113H34V112H32V113L28 112L27 113V111H25V112H21L20 110L19 111L15 110ZM76 120H78V118H76ZM22 143H24V142H22ZM114 247L115 246H110L111 249H113ZM111 254H113V253L111 252ZM112 259H113V261H112ZM108 260L110 261V262H108L109 264H111V263L112 264H115V263L117 264L118 260H119L118 264H126L122 260H120L118 256H111L110 258H108Z\"/></svg>",
	"mask_w": 264,
	"mask_h": 264
}]
</instances>
